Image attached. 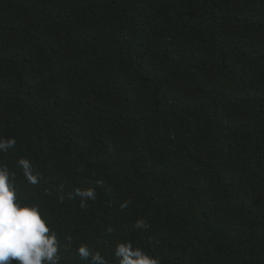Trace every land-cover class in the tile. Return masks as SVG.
Returning a JSON list of instances; mask_svg holds the SVG:
<instances>
[{
	"label": "trees",
	"instance_id": "16d2710c",
	"mask_svg": "<svg viewBox=\"0 0 264 264\" xmlns=\"http://www.w3.org/2000/svg\"><path fill=\"white\" fill-rule=\"evenodd\" d=\"M0 138L58 264H264V0H0Z\"/></svg>",
	"mask_w": 264,
	"mask_h": 264
},
{
	"label": "clouds",
	"instance_id": "9594fccd",
	"mask_svg": "<svg viewBox=\"0 0 264 264\" xmlns=\"http://www.w3.org/2000/svg\"><path fill=\"white\" fill-rule=\"evenodd\" d=\"M15 145V138H0V152H7ZM17 163L29 183H39L41 177L34 173L30 160L21 158ZM15 180L16 173L0 165V264H58L61 245L57 232L38 203H25L20 199ZM75 194L80 198L81 208L87 206L89 199H96L94 188H77ZM128 203L126 201L122 207H127ZM135 226L147 227L143 219H137ZM107 231L111 233L113 229L110 227ZM77 252L89 264H107L100 252H93L87 245H81ZM115 256L119 264H160L157 257L134 246L130 240L117 243Z\"/></svg>",
	"mask_w": 264,
	"mask_h": 264
}]
</instances>
